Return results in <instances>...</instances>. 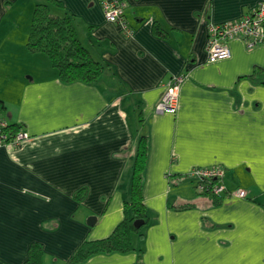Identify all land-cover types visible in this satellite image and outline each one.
I'll return each instance as SVG.
<instances>
[{
	"label": "crops",
	"instance_id": "0c3cea01",
	"mask_svg": "<svg viewBox=\"0 0 264 264\" xmlns=\"http://www.w3.org/2000/svg\"><path fill=\"white\" fill-rule=\"evenodd\" d=\"M35 1L0 0V118L29 135L0 150V264H25L33 243L44 264H67L85 241L109 237L124 218L141 132L150 141L144 201L152 215L136 239L143 264H264V85L251 78L264 69V44L232 39L231 56L217 61L207 52L210 25L264 0H125L131 34L107 20L100 0H58L106 66L94 84L64 83L45 54L29 52ZM177 77V113L157 114ZM212 167L247 197L215 205L184 178ZM139 259L99 254L81 264Z\"/></svg>",
	"mask_w": 264,
	"mask_h": 264
},
{
	"label": "trees",
	"instance_id": "16d2710c",
	"mask_svg": "<svg viewBox=\"0 0 264 264\" xmlns=\"http://www.w3.org/2000/svg\"><path fill=\"white\" fill-rule=\"evenodd\" d=\"M154 32L165 36L163 29L155 25ZM27 48L32 54H45L52 66L58 71L59 78L64 83L85 82L97 83L103 76L106 66L97 61L89 49L81 41L76 25V17L70 13L64 4L58 0H40L35 4L31 19ZM252 80L264 85V69L256 67ZM143 125V120L141 119ZM9 130L15 134L19 128L9 124ZM150 152L149 136L141 132L134 163L131 171L129 196L124 200V218L107 238L85 241L81 244L67 264H81L99 254H129L139 252L138 264H143V248L136 246V239L143 240L147 228L152 223V215L144 201V184ZM184 178H188L184 177ZM220 179H208L205 183L217 184ZM213 199L215 205L224 198L213 193H203ZM84 191L76 198L82 200ZM186 205L183 209H190ZM44 249L40 243H33L29 249V258L25 264H44Z\"/></svg>",
	"mask_w": 264,
	"mask_h": 264
},
{
	"label": "built area",
	"instance_id": "2783aa9c",
	"mask_svg": "<svg viewBox=\"0 0 264 264\" xmlns=\"http://www.w3.org/2000/svg\"><path fill=\"white\" fill-rule=\"evenodd\" d=\"M100 3L108 21L121 25L126 33H132L126 21L127 4L125 0H100ZM235 38L244 40L248 49L264 44V1H261L238 20L210 25L207 46L209 60L217 61L229 58L231 51L228 43ZM182 81L183 77H177L169 82L155 107L157 114L177 113ZM28 137V133L23 129L12 134L9 124L0 118V150L8 144L19 146ZM225 174V169L212 167L195 168L187 176L196 183V190L199 194L207 192L223 198H246L245 190L227 188L224 183ZM213 178L220 179V181L214 185L205 183L208 179Z\"/></svg>",
	"mask_w": 264,
	"mask_h": 264
},
{
	"label": "rangeland",
	"instance_id": "374dc122",
	"mask_svg": "<svg viewBox=\"0 0 264 264\" xmlns=\"http://www.w3.org/2000/svg\"><path fill=\"white\" fill-rule=\"evenodd\" d=\"M38 1H40V0H36L35 2L37 3ZM80 38L83 40V33H82V31H80ZM84 41V40H83ZM85 42V41H84ZM134 119H135V117H134ZM133 119V124H134V126H135V128H137V124H136V122H135V120Z\"/></svg>",
	"mask_w": 264,
	"mask_h": 264
},
{
	"label": "water",
	"instance_id": "95a60500",
	"mask_svg": "<svg viewBox=\"0 0 264 264\" xmlns=\"http://www.w3.org/2000/svg\"><path fill=\"white\" fill-rule=\"evenodd\" d=\"M96 220V218L92 217L89 219V224L91 225L92 224V221L94 222Z\"/></svg>",
	"mask_w": 264,
	"mask_h": 264
}]
</instances>
